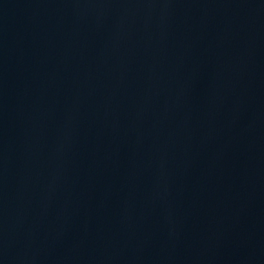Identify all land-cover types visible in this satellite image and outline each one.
<instances>
[{
  "label": "water",
  "instance_id": "water-1",
  "mask_svg": "<svg viewBox=\"0 0 264 264\" xmlns=\"http://www.w3.org/2000/svg\"><path fill=\"white\" fill-rule=\"evenodd\" d=\"M0 264H264V0H0Z\"/></svg>",
  "mask_w": 264,
  "mask_h": 264
}]
</instances>
